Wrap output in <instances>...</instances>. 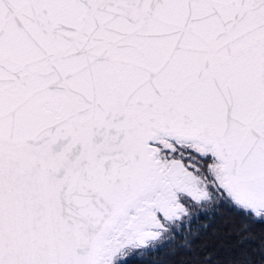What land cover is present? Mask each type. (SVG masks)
<instances>
[{
	"label": "snow or ice",
	"instance_id": "snow-or-ice-1",
	"mask_svg": "<svg viewBox=\"0 0 264 264\" xmlns=\"http://www.w3.org/2000/svg\"><path fill=\"white\" fill-rule=\"evenodd\" d=\"M0 264H264V0H0Z\"/></svg>",
	"mask_w": 264,
	"mask_h": 264
}]
</instances>
